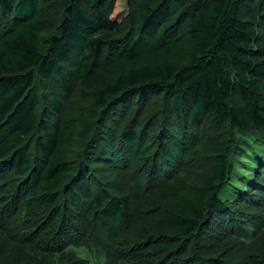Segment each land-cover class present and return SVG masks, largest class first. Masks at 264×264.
<instances>
[{
	"label": "trees",
	"instance_id": "16d2710c",
	"mask_svg": "<svg viewBox=\"0 0 264 264\" xmlns=\"http://www.w3.org/2000/svg\"><path fill=\"white\" fill-rule=\"evenodd\" d=\"M117 1L0 0V264H264V0Z\"/></svg>",
	"mask_w": 264,
	"mask_h": 264
},
{
	"label": "rangeland",
	"instance_id": "374dc122",
	"mask_svg": "<svg viewBox=\"0 0 264 264\" xmlns=\"http://www.w3.org/2000/svg\"><path fill=\"white\" fill-rule=\"evenodd\" d=\"M117 7L115 9V12L118 13L119 15L125 12V8H126V4H125V0H118L117 1ZM195 170L192 171V173L189 175V177H192L194 175ZM180 180H183V178L181 177ZM191 185H193V183H189V182H184L181 181L178 185H176V188L174 190L173 195H177L178 193L183 192L186 188L191 187ZM151 200L150 197H148V203L147 200H144L143 205H145L147 203V205L144 207V209H148L150 206L149 201Z\"/></svg>",
	"mask_w": 264,
	"mask_h": 264
}]
</instances>
